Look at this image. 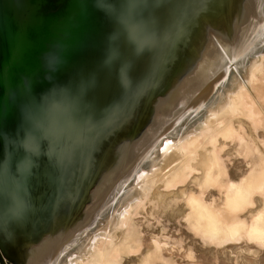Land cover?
I'll use <instances>...</instances> for the list:
<instances>
[{
  "label": "rangeland",
  "instance_id": "374dc122",
  "mask_svg": "<svg viewBox=\"0 0 264 264\" xmlns=\"http://www.w3.org/2000/svg\"><path fill=\"white\" fill-rule=\"evenodd\" d=\"M45 1L48 10L58 7L52 0ZM240 4V10H237L235 16H227L228 8H224L220 12H223L224 18L227 17L226 20L209 18L213 21L208 26L206 44L192 69L185 64V59L191 55L190 51H186L184 60L173 67L174 76L184 66L177 76L179 82L170 91L171 97L176 99L170 112H163L170 103L167 96L164 98L168 101L162 104L156 100L151 117H147L130 141L118 145V153L113 157L110 167H101L103 155L108 156L104 152L105 148L99 154H94L95 149L87 151L88 161L84 165L87 164L91 172L89 171V181L82 182V188L88 185L80 198L83 204L79 202L78 207L76 204L72 211L66 209L59 216L57 224L64 223L73 216L78 218L77 222H71L69 230L62 229L61 234L66 233L60 249L58 246L52 247L47 251L46 257L41 256L39 262L35 263L34 258H31L32 262L27 264H61V257L67 258L64 264H71L69 257L76 253L81 255L77 264H88L90 253L84 247L90 235L94 245L108 249V256H114L112 258L116 262L119 260L118 264H264V238L255 234L257 227L264 228V0H242ZM174 40L170 46L172 48H169L167 54L165 51L160 60L172 55ZM221 75L224 76L223 79ZM218 78H221L219 86L206 96L204 103L195 108L189 107L187 112H183L182 104L191 98L190 94L202 86L207 89ZM153 90L154 87L146 92V100L153 95L158 96ZM228 91L233 94L239 92L241 95L240 100L235 99L238 103L237 110L223 112L220 118L211 115V111H218L226 105ZM200 94L201 92L192 102ZM114 101L117 104L119 98ZM132 102L129 101L121 112H126ZM123 103L124 97L115 115L120 112ZM158 112L169 122L179 119L176 126L178 138H186L192 133L198 138L197 151H201L202 158L198 164L193 163L198 171L191 173L193 170H184L183 163L187 156L178 150L174 149L169 155L157 159L153 148L152 152L128 171L137 160L131 149L135 145L133 141H137V145L145 144L161 127ZM132 113L136 112H128ZM110 122L109 119L103 128ZM230 125L232 127L229 133L222 135L220 132ZM134 126L135 124L131 127ZM113 129L104 133L100 131L102 135L97 140L108 138ZM166 138L161 141L162 146ZM103 144L105 141L100 145ZM100 145L98 146L101 147ZM127 152H131L130 161L123 165ZM207 160L214 162L212 174L205 171L204 162ZM157 165L160 172L155 175L153 171ZM100 167L98 175L92 176V170L97 173ZM142 170L154 173L151 178L146 179L144 190L137 187ZM104 177L106 178L103 179ZM259 177L262 181L254 183L257 181L255 179L260 180ZM248 178H252V186L249 189L241 187ZM239 191L244 192V201L241 204L229 202ZM66 199L63 202L57 201V206L60 207L58 212ZM120 218L124 220V227L119 225ZM51 222L52 218L47 224L51 225L47 234L55 226ZM212 227L217 228L214 230ZM129 230L134 231L129 243L131 246L125 247L122 253H114L117 247L127 245ZM104 232L106 233L103 235ZM47 237L48 235L43 234L38 242L29 245L37 248ZM108 241H112L111 244ZM26 252L28 249L24 251ZM0 264L22 263L17 257L9 258L0 249Z\"/></svg>",
  "mask_w": 264,
  "mask_h": 264
},
{
  "label": "bare ground",
  "instance_id": "6f19581e",
  "mask_svg": "<svg viewBox=\"0 0 264 264\" xmlns=\"http://www.w3.org/2000/svg\"><path fill=\"white\" fill-rule=\"evenodd\" d=\"M61 1L62 0H53V2L58 4ZM77 1L78 0H73V1L69 0V2H67L68 5L61 7V9L59 10L60 12L58 11L59 13H54L52 15H49V17H46L44 19L42 18L40 19L38 15H34L35 13L28 15L25 18L24 24L20 29L21 32L20 36L22 39V43H18L17 47L23 48L25 54L23 58L24 61L21 63L22 67L20 68V73L22 78L20 81L22 83L20 84L19 95H20V113L23 116L22 126L27 129V135L24 138L26 144L30 142V139L37 131V127L42 121L43 110L47 106V102L44 99V97L39 98L36 93L29 94L31 98L30 106H28V103L27 104L23 103L24 101L23 86L25 82H27L28 80L30 82V77L32 76V72H33L32 58L35 56V53L32 52L31 49L33 48V45L34 46L37 45L35 42H38L42 38L45 37L47 38V36L52 34V28L54 27V25L58 23L59 25H61L62 22L66 21L69 10L71 9L70 6L72 4L78 3ZM107 3L110 4V1H108ZM194 4H195V0H155L151 4L150 3L146 4L145 8L146 11L148 12V15H146L147 20L144 22L141 28L138 26L133 34L134 45L137 46H136V52H133V56H131V60H132L131 63L133 64L132 68L130 67V64H128L129 61L127 60V64L125 63L124 65H122L121 68L122 70L118 76L117 74L116 76L114 74L117 70V67L119 66L121 54L123 52L125 55L126 48H124L125 45L122 41V38L120 39V36H118V31L114 26L117 24L115 23L113 24L112 27L109 28L108 27L109 23H105L106 26L105 35L108 41L107 46L109 45L106 53L99 60H97V62L84 75H82L81 72L78 71L77 78L71 86V93H70L71 95L69 97V100L65 101L64 105L61 103L60 106L57 108L58 111L55 110L54 108L53 112H51L48 115L49 122L46 128V132L48 134L53 133L57 127H59L64 122H66L68 117L72 116L71 117L72 122L68 126L69 131L64 132L65 134L68 132L67 134H70L72 138L71 140L67 141L66 144H62L61 140H59L56 143L57 145L55 146L52 145V143H50L49 140L48 142L46 141L47 142V146L45 147L46 153L48 154L51 151L52 154L50 155L51 157L48 156L43 159L44 161L42 165L44 166L41 167V169H39L40 173L43 172L44 175L42 176L41 183H39L40 184L39 186H41L40 190H38L39 192L33 193L31 195L32 198H30L29 208L27 209L26 214L23 218L24 227L26 228L25 233L22 235L15 233V235L12 236L11 238L12 240H10V243L7 246L6 255L9 258L17 257L22 264H27L29 262H32L30 259L34 258L35 263H37L41 260L42 255H45V257L47 256V251H49V249H51L52 247L58 246V249H60L63 246L64 242L62 243V238L66 232L61 234L62 229L67 228V230H69L72 224L74 222L75 223L77 222L78 218H76V216H73L72 218L67 219L64 223H59V224L57 223L59 221V216L66 209L67 211H72V208H74L76 204H77L76 206L78 207L79 202L80 204H83L81 203L80 198H82V193L87 189L86 187L88 185H86L85 188L84 187L82 188V182L84 183L86 180L89 181L88 180L90 176L89 171L91 172V169H89L88 165L87 164L84 165V162L87 160V153H88L87 151L91 152L92 149H95L94 154H99L105 148L104 152L105 153L107 152L108 156L106 154L104 155L102 154L103 162L101 167L102 166L110 167V165L114 161L112 160L113 157L118 153L117 151L118 145L122 142L127 143L128 141H130L133 133L138 132L140 127L146 122L148 116L151 117L152 115L151 112L152 109L155 108L154 103L156 100L160 102L159 104H162V102H167L170 99L169 105L166 106L164 109L165 111H163L165 114L170 112L173 109L172 107H174V103L176 101L175 98L171 97L172 95L170 91H172L171 89L175 87L177 81L179 82V78L177 76L180 74V70L184 67L181 66L178 73L173 76L172 74L173 67L176 66L179 62H182L184 60V57L180 60L175 59V56H177V51L179 49V46L183 44L182 46H186L187 51L191 52V55L185 59V64L189 65V69H190L195 63L194 56L197 50L200 48L202 49L204 43L206 42V33L207 30H209L208 21H210V19L213 18L215 19L221 18L226 20L227 17L224 18V16L222 15L223 12H220V10L221 9L224 10V8H228L227 16H229L230 14L235 16L237 10H240L238 9L239 8L238 6L241 5L238 0H203L202 8H200L199 10L196 9L197 11L193 14L194 12L193 10H195ZM206 7L208 8L207 10L204 9ZM90 9L93 10V8ZM94 11L97 12L95 9ZM98 11L100 12L99 13L100 17L104 18V15H106L107 12L106 9L102 8ZM256 11L261 13L259 9H256ZM190 14H193L192 19L190 20L191 22L188 21ZM212 21H210L209 23H211ZM25 32H27L28 34L25 35ZM179 32L181 33L178 34ZM173 40L175 41L174 43L175 49L172 55L170 57L168 55L167 59L166 57H164L165 58L164 60H160L163 54L165 53V51L167 54L169 48H172L170 46L172 45ZM27 46H30V48H27ZM53 48L54 46L52 41L48 42L46 44V47H44V52L46 53V55L51 54ZM129 51L130 50L128 48L127 49L128 55H129ZM61 58H62L61 56H58L56 61L53 62V64L49 67L47 71L52 70L54 68L53 72H58V70L62 69L64 67V63L62 60H60ZM162 61L163 63H161ZM159 65L161 66L159 67ZM127 72H129L128 74L129 76L126 81L125 77L127 75ZM143 74H145L144 83H142ZM225 75L226 73L224 74V76ZM224 76H222V79L224 78ZM83 80L84 81L86 80V86H85L86 89L84 94L78 96L77 92L79 91H77V89L80 87L81 81ZM220 82H221V78H218L216 79V81H213L208 86L207 89H203L202 86L199 87L198 90L190 94L189 97L191 98L187 99L182 104L184 108L183 112H187L188 109H190L189 107L195 108L198 107L201 103H204L205 99L207 98L206 96L210 95L214 90L216 91V88L219 86ZM153 87H154L153 92L156 91L155 94L157 93L158 96L153 95L150 98H147L146 100L145 99L146 92L147 91L150 92V90H152ZM240 90L243 89L240 88ZM199 91L201 92V94L195 99L194 102H192L194 97L200 93ZM55 92L56 91H53V93L51 94L54 95ZM227 94H228V100L226 101V105L218 111H211V115L220 118L222 117L223 112H227L228 110H231V112H233L232 110L236 109L238 103L235 101V99L236 98H238L239 100L241 99L240 93L238 92L233 94L228 91ZM166 96L168 100L164 98ZM117 97L119 98V101H117L116 104V101H114V99H116ZM123 97H124V103L121 106L122 108H120V112H117V114L115 115V112L118 111L119 108L118 105L120 104ZM163 98L166 101L163 100ZM113 101L114 104L111 105ZM129 101H133L132 105L129 108L128 107L126 108V112H121L122 110H124L126 104L129 103ZM137 102H139L140 108L138 111H135L134 106ZM112 109L114 110L112 111ZM106 110L108 112H106ZM109 111H112V113ZM128 112H136V113L128 114ZM146 113L147 115L145 116L144 114ZM163 118L165 117H163L161 113L158 112V119H160V123L162 125L158 129V131L152 134V137L148 142H146L145 144L137 145L136 143L137 141L136 142L133 141L135 145L132 143L134 147L131 146L132 147L131 149L133 150L132 152L134 156H136L137 160L130 166L128 171L131 168H133L137 164V162L139 163V161L143 159L144 156L149 154L150 151L152 152L151 150L152 148L154 149V154L157 155L156 156L157 159L158 157L169 155L172 150L176 149L182 154L187 156V159L183 163V167L185 168L184 170H193L192 172L189 171L191 173H193L194 171L195 172L198 171L193 166L194 162L198 164L202 158L201 151H197L198 138L196 136L194 137V133L187 135L186 138L185 136L178 138L179 136L178 133L176 132V126L177 124H179V119L169 122L167 119L164 120ZM109 119L111 120V122L106 126V128H103L107 124ZM134 124L135 126L131 127ZM163 125L164 128H162ZM231 127L232 126L230 125L227 129H225V131H221L220 133L226 136V133L227 134L229 133ZM110 129L113 130L112 133L108 135V138L106 137L105 139L102 137L100 138V140L102 141L97 140V138H99L102 135V133L107 132ZM71 130L72 133H70ZM100 131L103 132L101 133ZM164 138H166V142L164 146H162L161 141ZM104 141L105 144L101 146L100 144L104 143ZM98 145H100L101 147H99ZM11 152L12 151H10V153ZM127 153L128 154L125 155V161L123 162V165L130 161L131 152H127ZM16 160L17 157L13 154L11 157V161L16 162ZM23 160L27 162V158H23ZM101 167L99 168L97 173H94V170H92L93 173L92 176L98 175V173L101 170ZM204 167L206 168L205 171H207V173L212 174L215 168L214 162L212 160H207V162H204ZM32 171L33 173H36L38 172V168ZM11 172L13 176L17 177L16 174L17 171L15 168L14 169L12 168ZM138 172L139 171H137V173ZM153 172L155 173V175L156 174L158 175V172H160V168L158 167V165L155 166ZM154 173H150L149 171L142 170L141 179L137 184L138 189L144 190L146 188V183H145L146 179L151 178V176H153ZM174 174L177 175V172H175ZM259 179L260 180H258V178L255 179L257 181L254 183L257 184L262 181L260 177ZM16 181L17 179L15 180V182H13L15 187L17 186ZM4 182L5 181H4V177L2 176L1 164H0V191H1L0 204L2 205L0 207V212H2L3 214H5V212L9 213V211H5L6 209L3 207V205L6 204V197L4 193L5 191ZM251 186H252V178L245 181L243 183V186L241 185V187H244L246 189H249ZM16 194L17 195L19 194L18 190L15 191V195ZM19 196L17 201L14 197L12 202L14 203V209L16 212L20 211V209L22 208L21 207L22 196L21 194ZM63 198L64 199L67 198V199L64 201L63 205L61 206L62 208L61 211L58 212V209L60 207L58 208L57 201L63 202L64 200ZM243 201H244L243 191H239L236 197L234 198L232 197L231 199H229V202H233V203L237 202L239 204H241ZM10 212H12V210ZM127 216L128 215H126L125 217ZM51 218H52L51 224L54 223L55 226L54 228L52 227L49 234H47L46 233L47 229L51 226V225L47 226V224ZM1 220H4L5 225H7L6 217H1ZM257 223H259V220ZM119 225L120 226L124 225V220L122 221V218H120L119 220ZM259 227L255 229V234H257V236L261 235L262 238H264V228L262 229L261 226ZM14 228L15 225L13 224L10 225V229H12V231L14 230ZM42 228H44V230H42ZM216 228L217 227H215L214 229L212 227V229L214 230H216ZM105 233L106 232H104L103 235ZM43 234L48 235V237L43 241V243L37 248H31L29 244L38 242ZM133 234L134 231L129 230L127 233V240H126L127 245L117 247V250L114 253H118V252L122 253L124 252L125 247H127L128 245L130 247L131 245L129 243ZM84 248L86 249V252L90 253L88 264H118L117 262L119 260L116 262L112 258L114 256L112 257L108 256L109 253L108 249L107 250L102 249L97 247V245H94V241L92 240V235L88 237L86 246ZM0 249H2L1 246ZM26 249H28V252L24 253ZM76 254H73L72 256L69 257L71 264H77V262L81 260L80 258L81 255H78V253ZM60 259H61L60 262L61 264H64L65 261H67L66 257L65 258L61 257Z\"/></svg>",
  "mask_w": 264,
  "mask_h": 264
},
{
  "label": "water",
  "instance_id": "95a60500",
  "mask_svg": "<svg viewBox=\"0 0 264 264\" xmlns=\"http://www.w3.org/2000/svg\"><path fill=\"white\" fill-rule=\"evenodd\" d=\"M108 1H110V4L107 3ZM154 1L78 0V3L70 6L71 9L65 22H62L61 25L59 23L54 25L52 34L35 42L37 45H33L31 49L35 53L32 58L33 72L30 82L28 80L23 86V103H28V106H30L31 98L29 94L36 93L39 98L44 97L47 106L43 110L42 121L37 127V131L30 142L26 144L24 138L27 135V129L22 126L23 116L20 113L19 95V88L22 83L20 81L22 79L20 68L25 54L23 48L17 47L18 43H22L20 29L28 15L35 13L34 15L44 19L49 15L59 13L61 7L68 5L69 0H62L59 4L56 3L58 7L53 10L46 8L47 3L45 0H0V164L5 181V191L4 188L3 191L6 204L3 207L6 209L5 211H9L5 214L0 212V246L2 252L6 253L7 246L15 233L20 235L25 233L26 228L24 227L23 218L29 208L31 195L40 190L39 183H41L44 175L43 172L40 173L39 169L44 166L42 165L43 159L52 154L51 151H48L47 154L45 150L48 140L55 146L59 140L62 144H66L72 138L70 134H67L68 132L64 133L69 131L68 126L72 122V116L68 117L66 122L57 127L53 133L48 134L46 132L49 122L48 115L53 112L54 108L57 110L61 103L64 105L65 101L69 100L71 86L77 78L78 71L84 75L106 53L109 45L107 46L105 23H109V28L113 24H117L114 26L118 31V36H120V39L122 38L124 48H126L125 55L123 52L121 54L119 66L114 75L117 74L118 76L120 74L122 65L127 64V60L132 68L131 56H133V52H136L137 46L134 45L133 34L136 28L138 26L141 28L147 20L146 15H148V12L145 5ZM202 2L203 0H195L193 14L202 8ZM240 2L242 0H239ZM207 7L204 9L207 10ZM90 8H93V10ZM102 8L107 11L104 18L100 17L98 11ZM193 14L189 15L188 21L192 19ZM212 30L216 33L214 29ZM27 34L25 32V35ZM49 40L52 41L54 48L51 54L46 55L44 47L50 42ZM182 45L179 46L177 56H175L176 60L182 59L187 51V47ZM27 48H30V46H27ZM128 48L130 50L129 55L127 54ZM201 54L200 48L197 50L194 60H198ZM58 56L62 57L60 60L63 61L64 67L58 72H53L54 68L47 71ZM128 74L129 72L125 77L126 81ZM142 77V83H144L145 74ZM85 86L86 80L81 81V85L77 89L79 91L77 92L78 96L84 94ZM53 91H56L54 95L51 94ZM134 108L135 111L139 110V102L135 104ZM70 133H72V130ZM10 151L12 152L10 153ZM13 154L17 157L16 162L11 161ZM41 156L43 157L41 158ZM23 158H27V162ZM12 168L16 169L17 177L12 175ZM37 168L38 172L33 173L32 170ZM16 179L17 186L15 187L13 182ZM17 190L19 194H16V197L15 191ZM20 194L22 196V208L16 212L12 202L14 197L17 201ZM11 210L12 212H10ZM1 217L7 218V225H5L4 220H1ZM12 224L15 225L13 231L10 229Z\"/></svg>",
  "mask_w": 264,
  "mask_h": 264
}]
</instances>
